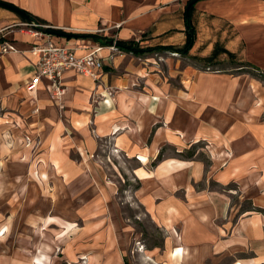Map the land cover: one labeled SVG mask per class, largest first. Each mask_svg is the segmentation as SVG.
<instances>
[{
	"label": "crops",
	"instance_id": "obj_1",
	"mask_svg": "<svg viewBox=\"0 0 264 264\" xmlns=\"http://www.w3.org/2000/svg\"><path fill=\"white\" fill-rule=\"evenodd\" d=\"M3 1L29 12L38 20L32 22L67 33L135 40L151 48L183 47L187 40L191 0ZM192 18L197 37L189 54H180L192 62L184 70H163V59L167 65L173 61L169 56H136L101 45L100 77L67 71L58 90L44 80L32 92L35 44L52 40L78 54L100 44L33 36L30 21L0 7V112L7 123L34 128L46 142L42 158L59 160L54 171L73 176L75 190L89 182L96 190L104 182L92 161L101 139L114 153L152 163L163 151L152 170L136 172L142 184L136 195L166 232L167 253L183 249L175 256L180 264H221L225 257H234L232 264H264V214L246 212L232 222L236 194L264 209V83L231 64L248 62L264 71V0H200ZM6 43L18 51L3 53ZM194 62L218 71L196 69ZM202 142L207 160L176 157ZM76 197L77 205L86 203L90 220L96 219L98 199ZM26 208L27 219L34 220L33 206ZM10 247L0 248V256L11 255ZM248 251L252 258L238 257Z\"/></svg>",
	"mask_w": 264,
	"mask_h": 264
},
{
	"label": "rangeland",
	"instance_id": "obj_2",
	"mask_svg": "<svg viewBox=\"0 0 264 264\" xmlns=\"http://www.w3.org/2000/svg\"><path fill=\"white\" fill-rule=\"evenodd\" d=\"M137 43L140 48H149ZM105 46L126 53L114 45ZM144 55L158 59L171 57L170 65L165 64L166 59L162 60L165 71L174 67L181 71L192 63L171 52ZM194 65L211 73L218 71L216 67H204L197 62ZM178 81L181 85V77ZM4 116L0 112L3 118L0 119V248L12 246L14 250L11 255H1L0 264H37L35 260L41 256H45V264H180L181 257L174 259L167 253L166 232L147 213L136 195L140 182L136 172L152 170L153 160L144 165L139 158L114 153L113 146L105 138L101 139L98 157L92 161L99 172L104 173V182L94 185L97 191L90 182L84 190H75L73 176L63 175L58 169L54 171V164L59 165V160L42 158L46 142L32 131L34 128L7 123ZM204 149L202 142L186 152H194L195 160L205 161ZM187 153L176 157L185 159ZM167 155L174 153L167 152ZM72 157L73 161H78L76 153L73 152ZM46 168L50 171L44 173ZM230 187L235 189L233 185ZM78 193H84V198L87 194L90 199H98L93 216L96 219L90 220L92 216L85 211L86 203L77 205L80 203ZM27 204L33 206L30 209H33L34 220L27 219ZM232 204V222L235 223L246 215L242 214L243 210L250 205L237 194ZM31 211L29 215L33 214ZM97 219L100 221L96 222ZM238 257L252 258L253 253L248 251ZM234 261V257H225L221 264Z\"/></svg>",
	"mask_w": 264,
	"mask_h": 264
},
{
	"label": "built area",
	"instance_id": "obj_3",
	"mask_svg": "<svg viewBox=\"0 0 264 264\" xmlns=\"http://www.w3.org/2000/svg\"><path fill=\"white\" fill-rule=\"evenodd\" d=\"M26 26L30 28L33 36L39 37L43 34L42 29H53L48 25L28 22ZM114 49V47H110ZM3 53L17 52L18 49L12 43H6L1 48ZM84 54H78L77 49L68 45H62L52 40L35 44L31 52L36 57V72L29 83V90L36 91L44 80L53 84V88L59 89L61 76L67 71H76L81 75L94 79L100 77L104 71L105 62L101 56L103 46L96 45ZM59 94V91L57 93ZM57 95V96H58Z\"/></svg>",
	"mask_w": 264,
	"mask_h": 264
},
{
	"label": "trees",
	"instance_id": "obj_4",
	"mask_svg": "<svg viewBox=\"0 0 264 264\" xmlns=\"http://www.w3.org/2000/svg\"><path fill=\"white\" fill-rule=\"evenodd\" d=\"M200 1V0H191V2H193V4L190 6L188 13L186 12V34H187V40H186V44L183 47H174V46H163V47H155V48H140L137 41L135 40H115V39H111V38H106L103 37L99 34H93V33H67L63 30H59V29H52L55 30L59 33H64V34H68V35H72L71 37H67L66 39L71 40V39H87V40H91L94 41L96 43H99L100 45H110L111 42H114V46L119 49L122 52H126V53H132L136 56H140V55H144L145 53H154V52H171V53H176V54H181L183 56H187L190 52V50L192 49V47L195 44L196 41V37H197V31L196 28L193 24V18H192V13L194 10V6L195 4ZM189 3V4H190ZM188 4V5H189ZM0 7L3 8H7L10 9L12 11L13 8H18L15 5L5 2L3 0H0ZM22 14H20L24 19L28 20V18L31 21H38L33 15H31L29 12L24 11L20 8H18ZM188 14V16H187ZM211 61V60H210ZM232 65L235 66V68H239L237 71V73H241V72H246V73H251L254 77L258 78L259 80H261L264 83V71H262L260 68L248 63V62H233L231 63ZM216 65V64H214ZM236 73V72H235ZM185 153H187L186 151L180 155H185ZM194 152H188L185 156V159H191L194 157ZM163 159V151L160 152L159 156L157 157V159L151 164L153 167L156 166L160 161H162ZM140 188V182L138 183V186L136 187V190ZM248 202V201H245ZM249 203V202H248ZM250 207L248 209L243 210V213L246 212H255V213H261L264 214V209L260 208V207H256L253 206L251 203H249Z\"/></svg>",
	"mask_w": 264,
	"mask_h": 264
},
{
	"label": "water",
	"instance_id": "obj_5",
	"mask_svg": "<svg viewBox=\"0 0 264 264\" xmlns=\"http://www.w3.org/2000/svg\"><path fill=\"white\" fill-rule=\"evenodd\" d=\"M193 4V2H191L189 5H188V7H187V10H186V12L188 13V11H189V8H190V6ZM13 10L15 11V12H18V13H20V14H22V12L18 9V8H13ZM187 16H188V14H187ZM28 21H30L31 22V20L28 18ZM43 30V32L44 33H46V34H50V35H54V36H59V37H64V38H67V37H71L72 38V35H68V34H64V33H59V32H57V31H55V30H52V29H49V28H45V29H42ZM115 43L114 42H111V45H114Z\"/></svg>",
	"mask_w": 264,
	"mask_h": 264
},
{
	"label": "bare ground",
	"instance_id": "obj_6",
	"mask_svg": "<svg viewBox=\"0 0 264 264\" xmlns=\"http://www.w3.org/2000/svg\"><path fill=\"white\" fill-rule=\"evenodd\" d=\"M139 159H140V161H141L143 164H146L147 161H148V159H147L145 156H141ZM37 174H38V173H37ZM37 177H38L39 179H41L40 176H39V174H38ZM179 254H183V249H177V250H176V253H170V256H171V257H175V256H177V255H179ZM45 259H46L45 256L37 257L36 260H35V263H37V264H45V261H44ZM238 264H241V263H238Z\"/></svg>",
	"mask_w": 264,
	"mask_h": 264
}]
</instances>
